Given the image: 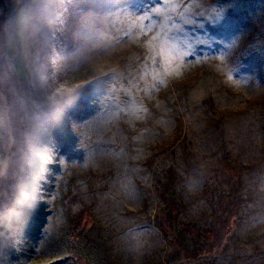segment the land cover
<instances>
[{
    "label": "rangeland",
    "instance_id": "rangeland-1",
    "mask_svg": "<svg viewBox=\"0 0 264 264\" xmlns=\"http://www.w3.org/2000/svg\"><path fill=\"white\" fill-rule=\"evenodd\" d=\"M65 2L81 22L61 78L74 139L34 252L72 227L114 263L214 246L193 264H264V0Z\"/></svg>",
    "mask_w": 264,
    "mask_h": 264
},
{
    "label": "trees",
    "instance_id": "trees-1",
    "mask_svg": "<svg viewBox=\"0 0 264 264\" xmlns=\"http://www.w3.org/2000/svg\"><path fill=\"white\" fill-rule=\"evenodd\" d=\"M7 5L8 61L21 86L24 85L22 97L26 98L27 116L33 118L34 128L30 129L33 150L26 154V170L11 216L3 218L4 212H0V264H43L47 261L120 264L114 263L100 245L72 227L63 231L56 246L34 252V230L49 203L48 189L59 166L60 154L67 151L74 139L69 119L71 111L63 102L70 92L61 87V78L70 63L72 45L81 22L65 0H7ZM21 12L26 25L24 45L20 35ZM1 98L0 95L2 160L9 151L11 136L5 102ZM4 162H0V172ZM231 218H234L232 214L227 219ZM217 250L212 246L192 255L189 249H183V257L181 252L174 253L172 264H193L194 257L205 259Z\"/></svg>",
    "mask_w": 264,
    "mask_h": 264
},
{
    "label": "water",
    "instance_id": "water-1",
    "mask_svg": "<svg viewBox=\"0 0 264 264\" xmlns=\"http://www.w3.org/2000/svg\"><path fill=\"white\" fill-rule=\"evenodd\" d=\"M7 0H0V93L6 102L11 144L0 172V212L10 209L19 193L30 132L22 91L11 70L7 47Z\"/></svg>",
    "mask_w": 264,
    "mask_h": 264
},
{
    "label": "bare ground",
    "instance_id": "bare-ground-1",
    "mask_svg": "<svg viewBox=\"0 0 264 264\" xmlns=\"http://www.w3.org/2000/svg\"><path fill=\"white\" fill-rule=\"evenodd\" d=\"M27 151H28V149H27Z\"/></svg>",
    "mask_w": 264,
    "mask_h": 264
}]
</instances>
